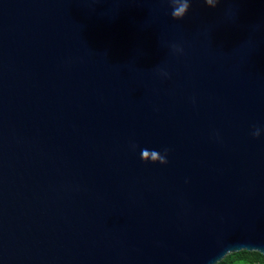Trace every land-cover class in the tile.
<instances>
[{
    "label": "water",
    "instance_id": "obj_1",
    "mask_svg": "<svg viewBox=\"0 0 264 264\" xmlns=\"http://www.w3.org/2000/svg\"><path fill=\"white\" fill-rule=\"evenodd\" d=\"M190 5L0 0V264L264 255V0Z\"/></svg>",
    "mask_w": 264,
    "mask_h": 264
},
{
    "label": "clouds",
    "instance_id": "obj_2",
    "mask_svg": "<svg viewBox=\"0 0 264 264\" xmlns=\"http://www.w3.org/2000/svg\"><path fill=\"white\" fill-rule=\"evenodd\" d=\"M204 2L213 8L216 6V0H204ZM169 3L172 5L173 11H172L171 15H172V18L175 20L183 19L185 17L186 13L189 11L190 6H191L190 0H169ZM173 47L176 51H179V52L182 51V49L179 48L178 46L174 45ZM256 136H259L258 132L256 133ZM142 154L145 158L150 157L153 160L160 159L162 163L164 162L163 158H161L156 151L143 150ZM254 250L261 251V250L256 249V248ZM220 259L216 260V264H219Z\"/></svg>",
    "mask_w": 264,
    "mask_h": 264
},
{
    "label": "trees",
    "instance_id": "obj_3",
    "mask_svg": "<svg viewBox=\"0 0 264 264\" xmlns=\"http://www.w3.org/2000/svg\"><path fill=\"white\" fill-rule=\"evenodd\" d=\"M219 264H264V255L241 251L227 255Z\"/></svg>",
    "mask_w": 264,
    "mask_h": 264
}]
</instances>
